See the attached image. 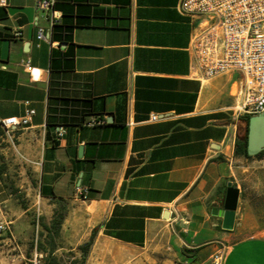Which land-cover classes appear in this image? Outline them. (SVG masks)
I'll use <instances>...</instances> for the list:
<instances>
[{"label": "crops", "instance_id": "0c3cea01", "mask_svg": "<svg viewBox=\"0 0 264 264\" xmlns=\"http://www.w3.org/2000/svg\"><path fill=\"white\" fill-rule=\"evenodd\" d=\"M36 1L0 3V264H81L92 237L84 264H212L223 246L224 264H264V152L235 154L242 73L195 69L180 0H57L90 21L66 42L38 37ZM50 106L88 123L59 138ZM28 107L8 131L1 120Z\"/></svg>", "mask_w": 264, "mask_h": 264}, {"label": "built area", "instance_id": "2783aa9c", "mask_svg": "<svg viewBox=\"0 0 264 264\" xmlns=\"http://www.w3.org/2000/svg\"><path fill=\"white\" fill-rule=\"evenodd\" d=\"M0 3L7 5V0ZM55 4L56 0L36 1V8L45 13L48 21L47 27L39 26L40 39L51 40L54 25L62 19L63 14ZM178 8L182 14L197 20L192 37L195 69L204 78L240 71L242 99L235 110L243 116L264 112V0H180ZM22 63L36 80L38 72L31 59L24 58ZM34 114L35 109L28 107L23 116H10L1 122L9 131L14 126L28 125ZM159 118L158 114L152 116V120ZM65 134L66 127L58 126V137ZM78 191L87 198V187L78 186ZM5 227L0 224V230ZM227 254L226 247L219 248L212 255V264H224ZM33 264H44L41 253L35 254Z\"/></svg>", "mask_w": 264, "mask_h": 264}, {"label": "trees", "instance_id": "16d2710c", "mask_svg": "<svg viewBox=\"0 0 264 264\" xmlns=\"http://www.w3.org/2000/svg\"><path fill=\"white\" fill-rule=\"evenodd\" d=\"M67 4H58L56 0L55 7L57 9L62 10L63 15L62 19L59 23L55 24L52 31V39H59L61 42L70 41L73 37V30L76 26H89L90 21L86 20H79V21H70L69 17L76 18V17H87V14H83V11L80 13L69 15L66 12ZM81 10V9H80ZM63 99V98H61ZM74 110V109H72ZM75 111H71L66 109L65 107L57 106L53 108L50 106L49 115H48V126L53 128H58V126L68 127L70 125H83L88 123L87 120V113H83L82 116H77L74 114ZM245 119V130L242 134L238 135L235 145V154L242 155L245 157H252L248 154V133H249V120L250 116H244ZM262 152L258 153L260 155ZM93 237L90 241L86 242L84 245L81 246V249L84 252L83 262L84 264L86 255L92 245ZM55 260L53 258L50 259L48 264H55ZM72 264H77L76 261H73Z\"/></svg>", "mask_w": 264, "mask_h": 264}, {"label": "water", "instance_id": "95a60500", "mask_svg": "<svg viewBox=\"0 0 264 264\" xmlns=\"http://www.w3.org/2000/svg\"><path fill=\"white\" fill-rule=\"evenodd\" d=\"M261 151H264V112L251 115L249 120L248 154L254 156ZM82 152L83 147H80V155ZM238 198L239 189L232 182H229L224 211L225 228L234 226Z\"/></svg>", "mask_w": 264, "mask_h": 264}]
</instances>
